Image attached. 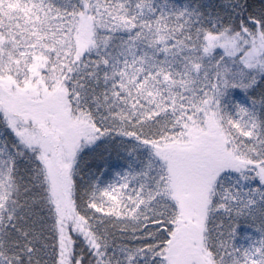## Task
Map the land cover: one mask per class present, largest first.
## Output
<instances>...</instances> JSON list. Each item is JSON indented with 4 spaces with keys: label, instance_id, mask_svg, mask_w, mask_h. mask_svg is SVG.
I'll return each mask as SVG.
<instances>
[{
    "label": "snow or ice",
    "instance_id": "6c2138e0",
    "mask_svg": "<svg viewBox=\"0 0 264 264\" xmlns=\"http://www.w3.org/2000/svg\"><path fill=\"white\" fill-rule=\"evenodd\" d=\"M224 7L0 0V264H264V7Z\"/></svg>",
    "mask_w": 264,
    "mask_h": 264
},
{
    "label": "trees",
    "instance_id": "16d2710c",
    "mask_svg": "<svg viewBox=\"0 0 264 264\" xmlns=\"http://www.w3.org/2000/svg\"><path fill=\"white\" fill-rule=\"evenodd\" d=\"M181 3L187 2V0H180ZM231 0H199V3L208 6V10L217 11L220 15H227V10L224 6L230 5ZM240 3L249 5L252 11H260L262 7H264V0H240ZM262 89L257 88L254 94H249L244 92L243 90L234 89L233 96L238 99L240 102H251L253 99L257 101V113L260 112V103ZM258 226V222H257ZM243 221L241 222V230H243Z\"/></svg>",
    "mask_w": 264,
    "mask_h": 264
}]
</instances>
